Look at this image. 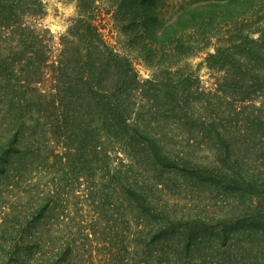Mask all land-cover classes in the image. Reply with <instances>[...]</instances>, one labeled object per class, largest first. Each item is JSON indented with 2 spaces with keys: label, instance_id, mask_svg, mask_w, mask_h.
I'll use <instances>...</instances> for the list:
<instances>
[{
  "label": "trees",
  "instance_id": "trees-1",
  "mask_svg": "<svg viewBox=\"0 0 264 264\" xmlns=\"http://www.w3.org/2000/svg\"><path fill=\"white\" fill-rule=\"evenodd\" d=\"M161 2L75 0L55 46L34 21L45 13L41 0H0V40L15 48L0 55V78H13L0 93V264H264L260 194L250 205L162 194L175 172H202L195 182L209 187H264L249 160L264 156V140L237 145L225 135L227 116L202 105L184 69L216 39L206 62L223 75L205 93L230 96L219 111H231L237 130L251 128L264 111V0H177L171 21ZM107 15L150 77L140 79L101 31ZM196 109L213 121L195 119ZM211 137L208 159L197 151ZM55 168L54 187L26 177Z\"/></svg>",
  "mask_w": 264,
  "mask_h": 264
},
{
  "label": "rangeland",
  "instance_id": "rangeland-1",
  "mask_svg": "<svg viewBox=\"0 0 264 264\" xmlns=\"http://www.w3.org/2000/svg\"><path fill=\"white\" fill-rule=\"evenodd\" d=\"M41 1L43 2L45 13L42 17H37L34 21L36 25H38L39 27H46L50 31L52 37V40L50 41L55 46H57L60 35L66 31L70 22L76 16L77 12H76L75 0H41ZM173 1H177V0H163V2H161L164 4L163 7L165 9L164 11H165L166 21H171L172 17H174L176 13L175 10L177 9L173 6L174 4ZM104 22H105L104 28H102L101 31H103L106 37L110 39L112 45H114L118 49H121L124 53H127L129 57L133 58L134 65L136 67V70L138 71V75L140 79L144 80L150 77L152 73L150 67L144 64V60H142L141 54H139L133 49H129V47L125 45L126 43L119 36V32L116 30L117 28H115V25L112 23L111 17L108 15L105 16V20H102L101 23ZM215 43H216V39H213L212 43L207 48L192 52L191 55L186 58L184 69H185V73L192 74L193 79H191V82H189V84L192 85V91H194V88L199 89V91L202 90L200 93L201 96L200 100L202 101L201 102L202 105H205L206 102L208 101L214 103L216 107V110L214 112H218V117H217L218 119L227 116V119L229 120L228 126H230V128L226 130L224 134L236 135L237 145H245L248 144L249 142H257L260 139L264 140V111L261 113L254 112L255 116L258 115V120H256V122L255 120H253L246 124L249 125L251 128L246 130L244 129L243 124L239 122V125L242 127V129L237 130V126H235V121H234L236 117L234 115L232 116L228 115L229 112L231 111L227 109L226 114H224L221 113L219 111V108L217 107L220 105V103L222 104V106L225 103H227L229 106V104L232 102L231 100L232 98L228 96V98L222 99L215 96L216 99H213L212 101V99L208 97L209 95L205 93L206 91L214 93V88L216 83L215 79L216 77L223 75V72L220 73V71L219 72L216 71L217 70L216 68L210 67L209 64L206 62L207 53L214 52L215 50L214 49ZM13 46L14 45L12 44H8L7 40L6 41L0 40V55H3V57H8L11 54V52H13V50L15 49ZM0 80L2 83L0 84V93L2 95L3 92L1 91L3 90L6 91L8 89V86L6 85L8 84L7 82H9L10 85L13 84L12 81L13 78L10 81L9 80L5 81V76L2 75ZM4 85L5 87L3 88ZM218 100L220 101V103ZM257 101H262V100L258 99ZM160 103H162V99L158 100V105H160ZM258 103L259 102H256V104ZM208 110H210V108ZM190 113L194 114L193 110H191ZM1 115H2V111L0 110V137L4 133L3 132L4 127H6V125L3 123L1 119ZM210 117H211V121H213L212 114L207 110H200L197 111V114H194V118L195 119L199 118V121H209ZM240 118L243 117L241 116ZM218 119H217V124L220 123V120L218 121ZM203 128L204 126L202 127V129ZM183 135L184 132H182L181 135L177 137V139L178 140L179 138L186 139L185 137H183ZM196 139L198 140L204 139L202 132L196 134ZM210 139L212 142L208 140L206 142H203L204 146L200 148V151H197L198 155H203L208 159H211L213 157V153H215V146L214 148L213 145L210 146V144L212 143H214L215 145V138L211 137ZM262 148H264V145L262 146ZM262 154H264V151L262 152ZM256 159L252 157V159L249 160H255L257 167L260 168V170L264 171V156L262 155L256 156ZM56 169L57 168L51 169V170H55L54 172L42 170L40 173L37 174L34 173L26 177L31 178L33 176L35 182L39 183V187L42 188L54 187L57 183ZM203 175L204 174L202 172H200V174H198L197 176L193 175V173H188V177L186 176L182 177L181 172H175L174 174L171 175L170 180L167 181L166 184L164 185L165 191H162V194H164V196H166L172 202H184L185 200H188L194 203H206V202H214L218 200V201H224L227 204L244 203V205H247L253 196L260 194L263 197L261 205H264V187H238V186L230 185L228 183L227 184L222 183L221 180L218 184H216L215 187H209L203 184L198 185L197 184L198 182L195 181L205 180L206 176ZM54 176L55 178L53 180ZM59 176L60 175H58V177ZM30 185L33 184L30 183ZM0 187L7 188L5 182H0ZM45 191H47V189H45ZM1 193H2V197L5 196L8 198L7 200L10 199V195H8L7 191ZM239 196H242V198H240ZM234 211H236L238 215L240 214L237 210ZM3 243L0 242L1 244L0 251H2Z\"/></svg>",
  "mask_w": 264,
  "mask_h": 264
}]
</instances>
